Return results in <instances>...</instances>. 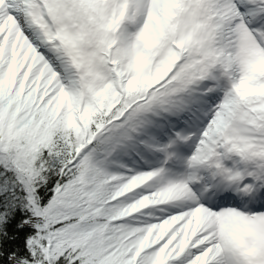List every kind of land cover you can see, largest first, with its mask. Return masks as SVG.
Listing matches in <instances>:
<instances>
[{
	"label": "snow or ice",
	"instance_id": "6c2138e0",
	"mask_svg": "<svg viewBox=\"0 0 264 264\" xmlns=\"http://www.w3.org/2000/svg\"><path fill=\"white\" fill-rule=\"evenodd\" d=\"M0 264H264V0H0Z\"/></svg>",
	"mask_w": 264,
	"mask_h": 264
}]
</instances>
